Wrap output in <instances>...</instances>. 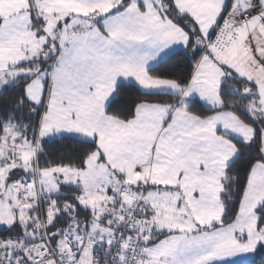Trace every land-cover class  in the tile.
<instances>
[{
  "label": "snow or ice",
  "instance_id": "obj_1",
  "mask_svg": "<svg viewBox=\"0 0 264 264\" xmlns=\"http://www.w3.org/2000/svg\"><path fill=\"white\" fill-rule=\"evenodd\" d=\"M0 264H264V0H0Z\"/></svg>",
  "mask_w": 264,
  "mask_h": 264
}]
</instances>
